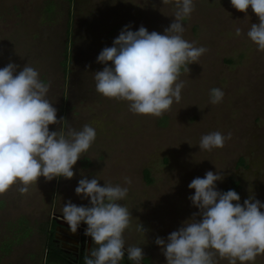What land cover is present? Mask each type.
Segmentation results:
<instances>
[{
    "label": "rangeland",
    "instance_id": "obj_1",
    "mask_svg": "<svg viewBox=\"0 0 264 264\" xmlns=\"http://www.w3.org/2000/svg\"><path fill=\"white\" fill-rule=\"evenodd\" d=\"M174 13V6L161 0H0V68L28 63L39 72L50 86L46 98L57 119L63 118L50 131L87 124L97 132L71 180L41 177L27 194L17 185L0 194V247L13 240L6 252L0 250V264H44L41 230L53 215L62 216L68 201L88 204L75 193L84 177L129 189L121 201L133 217L125 247L140 245L147 264H166L155 239L166 238L198 211L188 199L194 194L188 185L207 171L224 177L217 182L220 191L231 179L238 181L241 204L253 194L264 202V52L247 38L251 25L259 23L251 9L245 16L230 0H195L182 22L183 35L207 51L189 71L181 69L182 99L161 117L133 114L127 102L96 91L94 73L103 70L97 56L121 29L143 25L163 34ZM213 88L224 92L218 104L210 103ZM217 131L230 134L224 147L201 150V137ZM139 223L145 235L137 230ZM96 247L92 243L89 254ZM214 261L229 264L218 255ZM254 264H264V255Z\"/></svg>",
    "mask_w": 264,
    "mask_h": 264
},
{
    "label": "clouds",
    "instance_id": "obj_2",
    "mask_svg": "<svg viewBox=\"0 0 264 264\" xmlns=\"http://www.w3.org/2000/svg\"><path fill=\"white\" fill-rule=\"evenodd\" d=\"M175 8L174 21L163 34L141 25L131 30L124 26L110 47H104L96 62L103 70L94 73L97 93L108 99L128 103L136 115L161 117L173 103L182 99L181 69L189 71L207 51L184 39L183 21L190 18L195 0H161ZM239 12L248 10L258 18L247 32V38L264 52V0H230ZM241 30H236L240 35ZM8 63L0 68V194L17 185L21 195L45 181L63 178L71 180L74 166L96 140V129L84 125L80 130L50 131L57 119V109L46 98L49 85L40 79L39 72L28 63ZM210 103L218 104L224 92L210 90ZM220 132L201 137V150L223 148L230 139ZM223 176L207 171L188 185L194 194L188 199L198 209L181 222L180 227L166 238L157 237L155 244L165 257L166 264H215L214 257L226 258L229 264H254L264 255V202L249 195L241 204L235 190L220 191L217 182ZM97 177H84L75 188L77 196L87 205L68 201L62 208L64 222L76 233L86 225L84 234L97 246L85 257L84 264H120L127 253L133 264L145 258L140 245L125 247L124 233L131 228V211L121 203L129 189L104 182ZM130 183V181H126ZM248 191L251 193L252 189ZM137 230L145 235L139 223Z\"/></svg>",
    "mask_w": 264,
    "mask_h": 264
},
{
    "label": "trees",
    "instance_id": "obj_3",
    "mask_svg": "<svg viewBox=\"0 0 264 264\" xmlns=\"http://www.w3.org/2000/svg\"><path fill=\"white\" fill-rule=\"evenodd\" d=\"M50 9H48L49 11ZM63 71H66V60L62 63ZM243 164V160L239 161V165ZM145 179L149 183L148 180V173L145 172ZM228 190H235L240 195V186L239 182L236 180L231 179L228 183V185L222 190V191H228ZM55 226L53 223H48L41 232L44 235L45 239V259L44 264H84L85 257L88 256L84 252L78 255L77 258L73 257L71 254L64 253L61 248L53 241V234ZM25 235L27 233H24ZM23 234V236H24ZM13 240H6L2 243L0 250L6 252L10 244L13 243ZM93 242V241H92ZM144 263L147 264V262ZM120 264H133L132 261H129L127 257H124V259L120 262Z\"/></svg>",
    "mask_w": 264,
    "mask_h": 264
},
{
    "label": "flooded vegetation",
    "instance_id": "obj_4",
    "mask_svg": "<svg viewBox=\"0 0 264 264\" xmlns=\"http://www.w3.org/2000/svg\"><path fill=\"white\" fill-rule=\"evenodd\" d=\"M49 223H53L54 226H55V231H54V234H53V241L61 248V250L66 253V254H71L73 255V257L77 258L79 254H81L82 252H84L86 255L89 256V249L83 247L84 245H86L89 237L87 236H83V237H79L78 239V244L75 246V251L72 249L74 248L73 245H71L70 243H68V241L66 240L65 238V235L63 234H58L56 232V228H57V225L55 224L54 220L51 218L50 222ZM91 240V244L93 243L92 242V239L90 238ZM90 244V246H91ZM141 264H145L143 261H141Z\"/></svg>",
    "mask_w": 264,
    "mask_h": 264
},
{
    "label": "water",
    "instance_id": "obj_5",
    "mask_svg": "<svg viewBox=\"0 0 264 264\" xmlns=\"http://www.w3.org/2000/svg\"><path fill=\"white\" fill-rule=\"evenodd\" d=\"M52 219L54 220L55 224L57 225L56 232L58 234L65 235L66 240L68 241V243H70L71 245L74 246V248H72V249L75 251V249H76L75 246L78 244L77 241H78L79 237L85 236L84 230L87 226L82 224L81 227L78 229V231L76 233H73L69 229L68 225L64 222L63 216L53 215ZM90 244H91V240L89 237L86 245H84L83 247L85 248V246H86V248L89 249ZM125 257H127V253H125Z\"/></svg>",
    "mask_w": 264,
    "mask_h": 264
}]
</instances>
